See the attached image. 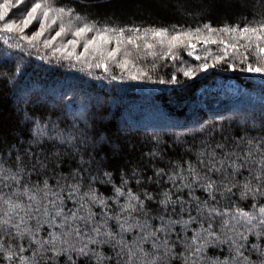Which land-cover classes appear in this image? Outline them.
I'll return each mask as SVG.
<instances>
[{
    "label": "snow or ice",
    "instance_id": "snow-or-ice-1",
    "mask_svg": "<svg viewBox=\"0 0 264 264\" xmlns=\"http://www.w3.org/2000/svg\"><path fill=\"white\" fill-rule=\"evenodd\" d=\"M72 2L77 6L64 0H0V79L15 84L24 57L36 55L49 63L67 60L72 69L79 64L80 71L109 83L174 84L175 73L154 80L157 61L179 63L182 50L194 55L198 46L205 56L196 55L202 62L195 68L181 67L184 77L226 65L264 78V4L251 19L214 25L205 16L192 26L105 22L89 14L98 4ZM235 2L226 0V6ZM217 6L216 0L197 5L208 16ZM149 56L153 61L145 67L141 61ZM35 103L43 111L38 118L25 114L32 122L27 146L0 137V264H264V101L259 115L243 120L237 131L230 114L213 122L198 143L184 140L191 129L176 132L174 143L184 146L183 154L155 166L151 176L133 168L135 190L128 173L121 172L117 185L112 172L100 170L102 161L90 170L94 158L85 160L86 151L75 167L59 170L65 161L52 151L55 142L75 145L77 137L51 115L72 107L75 99L54 88L41 90ZM148 155L159 157L157 164L164 161L159 151ZM97 183L112 185V194ZM224 248L226 254H211Z\"/></svg>",
    "mask_w": 264,
    "mask_h": 264
},
{
    "label": "trees",
    "instance_id": "trees-1",
    "mask_svg": "<svg viewBox=\"0 0 264 264\" xmlns=\"http://www.w3.org/2000/svg\"><path fill=\"white\" fill-rule=\"evenodd\" d=\"M78 2L81 5L98 4L99 7L89 9V14L105 22H155L158 25L187 22L192 26L202 22L205 16L214 25L220 22L232 23L242 17L251 19L264 4V0H236L232 6H226V0H216L219 6L214 7L208 16L206 8L201 10L197 7L204 0H164L163 6L159 8L153 7V3H159L160 0ZM64 3L77 6L72 0H64ZM169 3L173 7H169ZM185 52L181 51L182 61L179 63H173L170 59L157 61L158 67L151 73L154 80H159L161 76L167 80L175 73L178 82L174 84L131 80L109 83L80 71L79 64L72 69L66 60L60 63L53 60L49 63L36 55L25 56L23 74L17 77L15 84H7L0 79V137L17 147L18 141L27 146L28 130L32 122L25 119V114L32 115L35 112L39 117L43 110L35 100L41 90L63 89L68 96L74 97L75 103L68 109L57 110L51 119L56 120L65 131L71 130L77 141L75 145L55 142L52 151H58L61 160L65 161L59 170L67 172L69 167H75L80 155L86 151L88 154L84 155L85 160L90 156L94 158L90 170L96 171L97 162L102 161L100 170L112 172L113 181L117 185L121 172L128 173L129 186L135 190L136 178L130 174L133 168H143L146 175L151 176L155 166L163 167L168 160H175L183 154L184 146L174 143L176 132L191 129L184 140L191 143L195 139L198 143L220 117L233 115L230 127L237 131L243 127V120L259 115L264 101V78L253 73L233 71L226 65L198 72L196 77H184L179 70L181 67L195 68L202 62L190 59ZM152 61L147 58L141 63L147 67ZM93 71L99 75L101 70ZM113 74L118 75L119 69L114 67ZM224 123L229 126V121ZM73 125L75 128H72ZM202 125H205L203 130ZM101 137L103 140L95 143ZM153 137L159 138V144ZM47 143L52 147L53 142ZM77 148L80 149L79 153ZM114 148L116 152H113ZM153 151H159L164 161L157 164L159 157L153 159L148 155ZM95 186L105 195L112 194L110 184L97 183ZM226 252V248L216 249L211 254Z\"/></svg>",
    "mask_w": 264,
    "mask_h": 264
},
{
    "label": "rangeland",
    "instance_id": "rangeland-1",
    "mask_svg": "<svg viewBox=\"0 0 264 264\" xmlns=\"http://www.w3.org/2000/svg\"><path fill=\"white\" fill-rule=\"evenodd\" d=\"M15 11V10H14ZM14 18H19L18 17V14H17V16H15ZM34 28H35V25H33V27L31 28V29H29L28 30V34H31V31L32 30H34ZM54 34V33H53ZM70 38V37H69ZM43 50H46V49H43ZM201 50V51H200ZM210 50L212 51V52H215V51H217V46H210ZM47 51V50H46ZM77 51L79 52V51H82V47L81 48H78L77 49ZM182 51H185V50H182ZM185 54H186V56L187 57H189L190 59H196L195 57H196V55H200V56H205V51H204V49H203V46H198V48H197V50L195 51V54L194 55H189L188 54V51L187 52H185ZM188 54V55H187ZM148 59H150V60H153V58L152 57H147ZM147 58L145 59V60H147ZM67 61V60H66ZM74 61V60H73ZM186 61H188V60H186ZM256 75H258V74H256ZM241 90V89H240Z\"/></svg>",
    "mask_w": 264,
    "mask_h": 264
}]
</instances>
